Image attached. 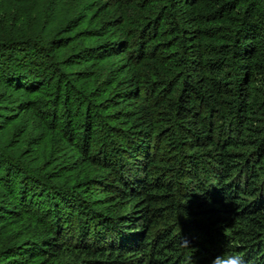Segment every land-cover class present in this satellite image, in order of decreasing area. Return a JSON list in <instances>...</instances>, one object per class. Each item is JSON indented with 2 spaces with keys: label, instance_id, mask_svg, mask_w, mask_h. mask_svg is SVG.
<instances>
[{
  "label": "trees",
  "instance_id": "1",
  "mask_svg": "<svg viewBox=\"0 0 264 264\" xmlns=\"http://www.w3.org/2000/svg\"><path fill=\"white\" fill-rule=\"evenodd\" d=\"M9 1L0 264H264V0Z\"/></svg>",
  "mask_w": 264,
  "mask_h": 264
},
{
  "label": "rangeland",
  "instance_id": "2",
  "mask_svg": "<svg viewBox=\"0 0 264 264\" xmlns=\"http://www.w3.org/2000/svg\"><path fill=\"white\" fill-rule=\"evenodd\" d=\"M101 2L104 0H10L9 5L13 10L16 9L17 16H23V23L28 25L36 18L42 19L41 21L45 20L47 16L49 20L69 19L84 13L86 10H88L86 16H89L94 5ZM16 122L25 123L28 132L31 131L33 135L40 131L37 123L30 119L29 112H21Z\"/></svg>",
  "mask_w": 264,
  "mask_h": 264
},
{
  "label": "clouds",
  "instance_id": "3",
  "mask_svg": "<svg viewBox=\"0 0 264 264\" xmlns=\"http://www.w3.org/2000/svg\"><path fill=\"white\" fill-rule=\"evenodd\" d=\"M184 243L188 245V241L185 239ZM222 260V257H214L211 264H217V261ZM226 264H243V259L237 255H229L226 260Z\"/></svg>",
  "mask_w": 264,
  "mask_h": 264
}]
</instances>
